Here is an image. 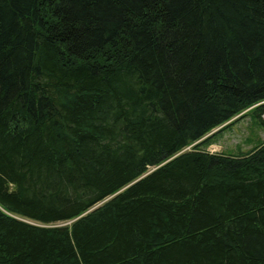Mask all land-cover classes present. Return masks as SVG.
<instances>
[{"label":"trees","instance_id":"obj_1","mask_svg":"<svg viewBox=\"0 0 264 264\" xmlns=\"http://www.w3.org/2000/svg\"><path fill=\"white\" fill-rule=\"evenodd\" d=\"M249 111L264 0H0V264H264Z\"/></svg>","mask_w":264,"mask_h":264},{"label":"rangeland","instance_id":"obj_2","mask_svg":"<svg viewBox=\"0 0 264 264\" xmlns=\"http://www.w3.org/2000/svg\"><path fill=\"white\" fill-rule=\"evenodd\" d=\"M251 112H247L233 124L221 130L220 128L214 129L209 134L211 137L201 145V148L212 153L238 155L262 143L264 127Z\"/></svg>","mask_w":264,"mask_h":264}]
</instances>
